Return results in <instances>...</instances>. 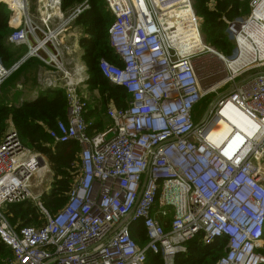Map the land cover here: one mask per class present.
<instances>
[{
	"label": "built area",
	"instance_id": "built-area-1",
	"mask_svg": "<svg viewBox=\"0 0 264 264\" xmlns=\"http://www.w3.org/2000/svg\"><path fill=\"white\" fill-rule=\"evenodd\" d=\"M104 1L115 18L108 37L122 65L101 59L100 72L131 101L125 109L109 106L111 126L93 136L78 96L89 68L77 19L90 4L61 17L62 0H47V12H55L42 25L9 17L7 44L27 51L10 67L0 59V89L30 59L62 75L61 82L43 84L64 91L67 101L66 119L48 135L54 144L80 145L81 173L58 212L51 215L38 203V227L12 225L6 208L38 199L33 179L43 161L9 126L0 138V239L12 252L7 264H148L150 254L176 264L198 237L205 246L225 241L212 264H264V0H251L248 15L227 23L237 41L232 58L185 46L191 25L201 27L192 0ZM226 86L197 121L195 108ZM227 107L246 118L249 132L232 130L214 142ZM138 225L144 246L133 238Z\"/></svg>",
	"mask_w": 264,
	"mask_h": 264
},
{
	"label": "trees",
	"instance_id": "trees-1",
	"mask_svg": "<svg viewBox=\"0 0 264 264\" xmlns=\"http://www.w3.org/2000/svg\"><path fill=\"white\" fill-rule=\"evenodd\" d=\"M87 1L90 9L77 19V25L81 28V47L85 51V61L89 68L90 89H99L102 103L108 108L125 109L131 101L128 91L120 86H114L105 80L100 72L101 59H107L115 66H121V60L111 47L108 31L115 21L114 16L107 8L104 0H62L61 12L68 14L72 9ZM194 9L201 20V31L204 42L210 48L226 54L233 51L232 43L226 34L227 23L242 16L248 15L247 0H192ZM10 6L6 8L5 6ZM5 5V6H4ZM13 11H12V10ZM17 4L13 0H0V59L6 67L12 66L22 56V48H14L7 44L11 34L9 17L18 23L21 14ZM16 58V61L14 62ZM39 61L30 59L26 62L5 84L14 88L18 83L27 81L24 70L27 66L38 67ZM10 82V83H9ZM3 86V87H4ZM4 94V89L0 90ZM94 110L87 111L93 118L98 113ZM106 118L107 113H105ZM67 116V101L62 90H46L38 94V97L21 107L3 109L0 107V138L7 132L12 124L18 131L22 142L31 150L46 157L54 173V183L49 193L42 197V203L48 212L53 215L66 203L75 181L81 170L80 145L73 141L68 144H54L48 135V131L55 127L58 120H65ZM111 126V121L108 119ZM89 134L103 133L99 122H92ZM10 222L14 226L38 227L42 216L37 205L33 201L21 204L8 205L6 208ZM168 230V228H166ZM133 238L140 246L146 243L145 231L138 225L133 231ZM225 241L219 240L212 246H205L201 237L187 244V252L176 257V264H212L224 254ZM264 256V246L259 251ZM11 250L0 239V264H7L11 260ZM148 264H163L160 256L150 254Z\"/></svg>",
	"mask_w": 264,
	"mask_h": 264
},
{
	"label": "rangeland",
	"instance_id": "rangeland-1",
	"mask_svg": "<svg viewBox=\"0 0 264 264\" xmlns=\"http://www.w3.org/2000/svg\"><path fill=\"white\" fill-rule=\"evenodd\" d=\"M13 1L17 4V6L19 8L18 12H20V14H21V18L19 19L18 22H21V19H23V21H25L26 19L31 18L33 23H36L37 25H42L43 21L46 20L47 15L55 12V11H51V10H49L47 12L46 11L47 8H45L44 4L43 5L41 4L40 0H24L27 4V6H26L27 9L25 10V15H24V14H22L23 12H21L22 8L20 6L22 4L21 3L22 0H13ZM250 1L251 0H247L245 2L248 5V13L250 12ZM45 2H47V0ZM5 7L6 8L8 7L9 9L11 8L8 5ZM60 15H61V17L67 16L66 14H63L61 11H60ZM242 17H244V16H242ZM226 34L228 35L229 40L233 44L232 48H234V50L228 51L224 55L228 58H232L233 54L235 53L236 47H237V41L234 38V35L227 33V27H226ZM201 36L203 37L202 31H201ZM202 40L204 41V38ZM208 46L209 45H207V46L205 45V47H208ZM21 51L25 53L27 51V48L23 47ZM105 60L108 61L107 59H105ZM15 61H16V58H15L14 62ZM84 61H85V58H84ZM30 66L31 65L27 66L24 70L23 74L27 78V81L26 82L22 81L23 83L20 82V83H22L21 84V91L17 90V87H16L17 85H19V83L14 88H9L8 86H6L7 84L1 88V89H4V94H0V107L1 108L11 109L12 107H21V106L25 105V103H30V102L34 101L38 97L39 93H41L42 91H44V92L46 91L45 86H43L45 81H47V82H50V81L61 82L60 80L62 79V75L57 74L52 67H44L43 65H40V64L38 65V67L36 66V67L31 68ZM201 67L203 68V66H201ZM255 72H256V70L252 71L251 74H253ZM201 75H204V73H201ZM207 75H209V73ZM201 78L204 81H206L205 76H203ZM216 84L217 83H215L214 85H216ZM228 90H229V87L226 86L225 88H221L218 91H216L215 93H213L210 96L203 99V101L195 108V111H194V115L196 116L197 121L200 122L202 120V118L205 116V114L209 111V108L211 107L212 103L219 96L225 94ZM50 91H52V90H50ZM78 96L83 99V102L86 106L87 111L94 110L93 113H95V114L99 112V114L97 116H94L93 118L88 116V121L99 122L101 124L100 130H102V131L106 130L110 126L109 125L110 122L106 118L105 113H106L107 108L101 101L99 89H96V90L90 89L88 87V85L86 84L85 86L78 88ZM87 114H89V113H87ZM10 125H12V124H10ZM31 153L33 155L40 156L42 158L43 163H42L41 172H39L35 176V178L33 179L34 186L32 189V193H33L34 198H38V199L37 200L30 199L28 201H33V203L35 205H37L38 203L43 204L42 203V197L45 194L50 192L51 187L54 183V180H55L54 173H53L46 157L42 156L41 154H39L33 150H31ZM165 209L167 211L171 210L170 211L171 215L174 213V210L171 209L170 207H165Z\"/></svg>",
	"mask_w": 264,
	"mask_h": 264
},
{
	"label": "bare ground",
	"instance_id": "bare-ground-1",
	"mask_svg": "<svg viewBox=\"0 0 264 264\" xmlns=\"http://www.w3.org/2000/svg\"><path fill=\"white\" fill-rule=\"evenodd\" d=\"M45 1L46 0H40L42 5L43 4L47 5V3ZM21 3H22L20 5L22 8L21 12H23L22 14H24L25 10L27 9V7H26L27 4L24 0H22ZM184 12H186V10H183L181 12H176L173 16V19L175 16L182 14ZM185 15H187V14H185ZM185 15L179 16V19H183L185 17ZM200 22H201V20H200ZM200 31H201V27L199 29L198 24L191 25V29L188 30V35H187L188 37L185 39V46L186 47L187 46L196 47V49H199V50L207 48L210 51H213L212 53L215 54L217 52L215 49L214 50L216 52L213 50V48L205 47ZM235 33L238 34V31L236 30ZM263 33H264V28L260 31V34H263ZM254 37H255L256 41L259 38V36H258V38L256 36H254ZM240 42H241L242 46H245V47L249 46V42L242 39V38L240 39ZM231 65H232V63H230V66ZM201 73H202V71H201ZM223 115L226 117V120L223 118H220L218 120V127L219 128L216 129V133L218 134V137L214 138V142H219L220 140H223L232 130H239V131H242L246 134L249 132L250 125H249L248 121L246 120V118L241 113H239L235 109H233L231 107H227L224 110Z\"/></svg>",
	"mask_w": 264,
	"mask_h": 264
},
{
	"label": "crops",
	"instance_id": "crops-1",
	"mask_svg": "<svg viewBox=\"0 0 264 264\" xmlns=\"http://www.w3.org/2000/svg\"><path fill=\"white\" fill-rule=\"evenodd\" d=\"M23 83V82H22Z\"/></svg>",
	"mask_w": 264,
	"mask_h": 264
}]
</instances>
